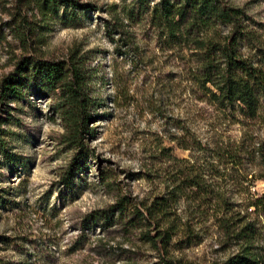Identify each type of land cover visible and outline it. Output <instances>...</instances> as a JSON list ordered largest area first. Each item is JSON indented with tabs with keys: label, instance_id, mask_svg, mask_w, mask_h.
<instances>
[{
	"label": "rangeland",
	"instance_id": "374dc122",
	"mask_svg": "<svg viewBox=\"0 0 264 264\" xmlns=\"http://www.w3.org/2000/svg\"><path fill=\"white\" fill-rule=\"evenodd\" d=\"M75 1L79 7L53 14L38 0H0V80L22 57L75 55L95 102L86 147L78 149L66 142L58 90L26 76L21 95L0 98L12 153L0 158L1 261L224 264L244 244L220 226L226 216L238 230L253 223V251L264 264V210L250 205L264 195V101L249 117L216 99L203 84L200 37L169 39L152 25L158 0L146 9L139 0ZM227 1L247 12L264 43V0ZM240 50L261 63L246 42ZM73 162L65 184L60 176ZM191 171L203 175L202 188L187 189L162 226H151L153 236L175 225L165 247L154 245L133 225V211L144 212Z\"/></svg>",
	"mask_w": 264,
	"mask_h": 264
},
{
	"label": "trees",
	"instance_id": "16d2710c",
	"mask_svg": "<svg viewBox=\"0 0 264 264\" xmlns=\"http://www.w3.org/2000/svg\"><path fill=\"white\" fill-rule=\"evenodd\" d=\"M38 2L42 10L53 14L60 6L71 9L79 7L75 0ZM139 4L146 9L148 0H139ZM151 23L169 39L199 36L203 84H211L212 95L216 99L237 105L244 115L255 117L258 114L264 101V43L250 26L249 16L242 7L232 5L227 0H158L151 10ZM225 29L227 33H224ZM209 32L214 34L210 35ZM18 38L24 44L27 42L24 31L18 32ZM242 42L257 51L261 57L260 64L241 52ZM80 59L75 55H71L68 60L57 61L22 57L16 62L14 70L0 80V98L10 100L21 95L26 76L46 91L58 90L57 108L65 123L66 142L83 149L86 147L84 135L91 130L89 122L93 119L95 102L88 94L86 73ZM2 135L4 130L0 128V158L12 160V153ZM180 145L184 149L192 147L189 138H182ZM233 159L236 161L240 158L235 155ZM261 159L264 165V153ZM74 163L60 176L61 182H69L71 173L75 171ZM189 173L183 179H175L176 186L164 195L155 197L149 205L144 206V212L138 208L133 211V225L137 223L144 228L143 235L154 245L159 241L165 247L171 233H174L171 226L175 225L170 223L167 225L170 227L158 229L153 236L150 234L151 226H162L170 214V207L187 189L202 188L203 175L193 174L192 171ZM250 205L264 210V195ZM108 211L110 209L101 210L100 213L106 214ZM237 223L230 217H219L220 226H227L226 233L230 237L244 241L239 252L224 264H260V259L253 251V223L249 221L239 230L231 228L238 226ZM0 264H4L1 258Z\"/></svg>",
	"mask_w": 264,
	"mask_h": 264
}]
</instances>
